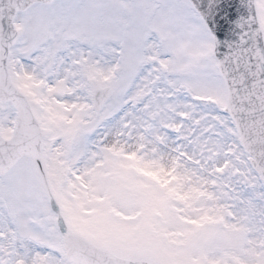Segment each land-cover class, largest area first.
<instances>
[{
  "label": "snow or ice",
  "instance_id": "1",
  "mask_svg": "<svg viewBox=\"0 0 264 264\" xmlns=\"http://www.w3.org/2000/svg\"><path fill=\"white\" fill-rule=\"evenodd\" d=\"M0 264H264V0H0Z\"/></svg>",
  "mask_w": 264,
  "mask_h": 264
}]
</instances>
